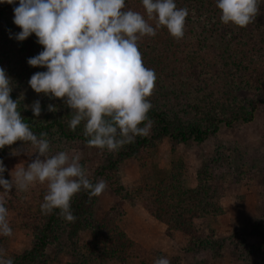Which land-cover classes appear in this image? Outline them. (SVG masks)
Listing matches in <instances>:
<instances>
[{"label": "rangeland", "instance_id": "374dc122", "mask_svg": "<svg viewBox=\"0 0 264 264\" xmlns=\"http://www.w3.org/2000/svg\"><path fill=\"white\" fill-rule=\"evenodd\" d=\"M258 7L257 16L262 18L260 13L264 12V0H261ZM211 8L216 9L210 13L215 16L208 24L212 31L208 40L212 42L208 43V46L212 52L227 49L229 51L235 46H228L233 43L232 40L238 41L233 36L237 33L244 41L246 58L264 59V23L262 24L261 20H254L252 25L245 28L230 24L223 31L220 11L216 4ZM198 25L200 30L194 34L208 36V33L202 30L203 24ZM158 36L160 35L156 33V37ZM15 43L16 39L6 40L0 36V67L5 69L13 82L11 99H19L23 107L28 106V111H31L30 106L39 100L42 111L36 118L43 119L46 114H52L47 110V106L51 104L58 109L60 99L35 93L28 84L30 78H23L18 69L10 66L20 57ZM226 44L228 45L223 47ZM210 54V51L207 52L203 58L206 59ZM199 56L197 51L194 57ZM233 72V82L226 85L216 84L211 87V92L225 103L236 102L248 113L253 111V120L249 123H235L230 128L222 125L219 133L203 144H180L173 148L171 141L165 139L154 150L120 163L114 184L106 178L100 179L106 182L107 187L96 197L92 214L87 216L86 226L78 237L82 251L87 253V247L94 241L95 225L106 222L103 219L112 212L111 229L117 228L136 246L131 255L146 257L150 264H155L161 257L169 261L178 258L182 264H244L243 251L248 245L257 243L258 239L252 234L253 229L264 219V88L247 86V83L242 78H236L238 74ZM182 78L184 76L178 81L164 78L148 99L153 105L171 115L176 114L184 121H192V102L196 96L186 83L181 86L185 80ZM47 138L51 143L50 155L60 151L78 154L90 180L94 179L96 170L116 153L66 141L55 131L47 134ZM14 149L19 150L21 154L12 155ZM12 151L6 158V171L10 180V173L18 165L23 163L27 167L36 158L30 142L25 145L19 142ZM173 165L183 171V181L188 189L194 190L200 184H205L209 197H214L220 205L219 216L212 214L196 221L197 233L203 242L195 251L188 249L190 236L179 231L169 233L166 224L154 217L157 206L152 189L170 178ZM117 187H120L119 190ZM20 192L23 197L20 194L21 197L18 195L15 197L16 202L11 203L4 198L7 195L0 192V199L5 201L9 211L8 221L13 230L11 236H0V249L7 258L22 255L35 244L33 224L35 217L39 215V206L43 203L47 184L37 183L27 191ZM55 236V243L48 247L37 264H77L73 245L63 224L57 228ZM128 263L139 264V260H130ZM92 264L121 263L117 259L104 257L102 260L93 261Z\"/></svg>", "mask_w": 264, "mask_h": 264}, {"label": "clouds", "instance_id": "9594fccd", "mask_svg": "<svg viewBox=\"0 0 264 264\" xmlns=\"http://www.w3.org/2000/svg\"><path fill=\"white\" fill-rule=\"evenodd\" d=\"M3 2V0H0ZM17 3V0H7ZM261 0H215L223 24L245 28L253 23ZM147 19L139 12L125 9V0H18L13 23L21 29L11 35L23 42L35 35L43 50L27 60L29 66L44 68L28 81L32 90L53 99H62L71 109L68 126L75 130L82 123L90 147L118 151L137 136H147L152 127L148 116L153 105L148 99L157 80L154 69L144 65L139 41L154 37L165 27L179 40L185 35L187 8H178L175 0H141ZM155 20V26L149 23ZM13 82L0 67V149L17 141L30 142L36 158L18 165L4 178L6 167L0 160V188L8 194L13 188L27 191L31 186L47 184L41 211L59 209L68 222L76 217L71 210L73 197L84 190L90 197L100 196L105 181L93 183L80 163L78 154L60 151L50 155L47 133L34 134L25 123L18 100L11 99ZM35 117L41 115V103L31 106ZM28 106H25L27 109ZM49 112L58 109L47 106ZM19 150L12 155L19 156ZM9 211L0 199V236H11ZM0 264H14L0 249ZM155 264H170L161 257Z\"/></svg>", "mask_w": 264, "mask_h": 264}, {"label": "trees", "instance_id": "16d2710c", "mask_svg": "<svg viewBox=\"0 0 264 264\" xmlns=\"http://www.w3.org/2000/svg\"><path fill=\"white\" fill-rule=\"evenodd\" d=\"M175 2L178 8L189 10L184 37L177 40L169 34L165 27H161L157 29V34L160 36H145L140 39L138 42L139 50L142 53L144 65L154 69L156 73L155 87L158 88L164 78H172L178 81L180 77L184 76L182 79L185 80L181 86L183 87L186 83L187 87L196 96L192 102L194 118L192 121H184L178 115H171L151 103L153 107L148 116L153 123L149 134L135 137L132 143L126 144L116 151L96 170L94 179L91 180L93 183L106 178L111 184H114L117 178V167L120 163L154 150L165 139L171 141L173 148L180 144H203L211 137L216 136L222 125L230 128L235 123H249L253 120V111L248 113L242 105H238L236 102L225 103L221 101L215 96V93L211 92V87L216 84L226 85L233 82L231 73L234 71L233 74H238L236 78H242L247 86H262L264 88V59L246 58L244 56L245 49L243 48L245 46L244 41L237 33L233 36L238 41L233 39L232 44L223 46L235 45L229 51L227 49L228 52L225 50L212 52L210 46H208L212 42H208L212 35L208 24L211 23L210 19L215 16L210 14L216 11V9L211 8L212 5H215V0H175ZM18 6V0L17 3L11 4L7 0L0 2V36L6 40H14V38H10V34L14 35L21 31L13 23L14 8ZM124 10L139 12L147 19L146 10L143 8L141 0H125ZM260 14L262 18L257 16L255 20H261L263 24L264 12ZM149 23L155 26V20H150ZM199 23L203 24L202 30L207 32L208 36H201L200 33L194 34V32L200 30ZM259 24L261 25L260 22ZM227 25L224 24L221 30L224 31ZM230 39L232 38L230 37ZM238 44L241 46H237ZM15 46L20 57L15 64L10 66L18 69L23 78H31L36 72L46 71L44 68L31 67L27 63L29 58L34 57L43 50L42 46L37 43L34 34L23 42L16 40ZM217 47L221 49L220 45ZM194 50L199 52L200 59L194 57L197 52ZM209 51L211 54L204 59L203 56ZM12 97L15 98L13 95ZM18 103L21 116L34 134H50V132L55 131L66 141L89 146L87 142L89 137L84 134L83 123L74 131L69 128L68 122L71 119V109L65 105L62 99H60L56 112L46 114L43 119L39 120L31 111L25 109L20 101ZM262 104H264V101H262ZM252 109H255V107H252ZM19 142L21 141L0 149V160H3L5 167L7 156ZM4 178L11 181L7 171L4 173ZM119 188L117 187L118 190ZM0 192L4 193L2 188H0ZM20 194L22 195L21 192L19 193L13 188L8 194H5L7 197L4 198L10 201L9 203L16 202L15 197H18V195L21 197ZM152 194L157 206L154 217L166 224L169 233L179 231L190 236L191 241L188 244L190 251L199 249L203 240L197 233L196 221L212 214L219 216L221 212L219 203L215 201L214 197H209L207 186L200 184L194 190L188 189L183 181V171L180 167L173 165L170 178L158 187H154ZM95 200L96 197H90L89 193L84 190L73 197L71 210L76 217L74 222L66 221L60 214L59 209L44 214L39 206V215L35 217L36 221L32 230L36 236L35 244L24 254L11 256L10 258L13 259L14 264H37L48 247L55 243L56 231L61 224L68 231L77 264H92L93 261L102 260L104 257L117 259L121 264H130L131 262L128 263V261L135 259L139 260V264H150L146 257L139 258L134 257L135 254L131 255V251L133 250L134 253L136 246L127 240L125 234L117 228L111 229L112 212L103 219L106 222L95 225L93 229L95 239L87 247L88 252L85 253L81 250L78 237L86 226L87 216L92 214ZM252 234L258 241L248 245L243 251V262L244 264H264V219L255 225ZM170 264L182 263L178 258H173L170 260Z\"/></svg>", "mask_w": 264, "mask_h": 264}]
</instances>
